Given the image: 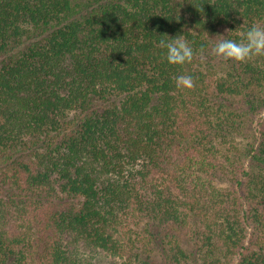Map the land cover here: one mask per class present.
<instances>
[{
	"label": "trees",
	"instance_id": "obj_1",
	"mask_svg": "<svg viewBox=\"0 0 264 264\" xmlns=\"http://www.w3.org/2000/svg\"><path fill=\"white\" fill-rule=\"evenodd\" d=\"M253 23L264 0H0V264H264V57L212 54Z\"/></svg>",
	"mask_w": 264,
	"mask_h": 264
},
{
	"label": "clouds",
	"instance_id": "obj_2",
	"mask_svg": "<svg viewBox=\"0 0 264 264\" xmlns=\"http://www.w3.org/2000/svg\"><path fill=\"white\" fill-rule=\"evenodd\" d=\"M179 20V19H177ZM158 47L164 50V57L169 65L184 66L193 61L197 52L203 53L204 49L194 50L191 42L185 35L164 38L158 41ZM212 54L224 61L248 62L258 57H264V24L253 23L248 27L241 39H221L212 45ZM178 89H191L193 78L191 75H179L175 78Z\"/></svg>",
	"mask_w": 264,
	"mask_h": 264
},
{
	"label": "rangeland",
	"instance_id": "obj_3",
	"mask_svg": "<svg viewBox=\"0 0 264 264\" xmlns=\"http://www.w3.org/2000/svg\"><path fill=\"white\" fill-rule=\"evenodd\" d=\"M93 264H120V262L117 259H113V258H110V257H107V256L101 254V255L97 256V258L95 259Z\"/></svg>",
	"mask_w": 264,
	"mask_h": 264
}]
</instances>
